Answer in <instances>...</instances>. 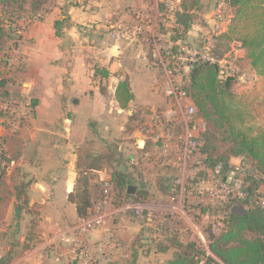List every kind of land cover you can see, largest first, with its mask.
<instances>
[{
  "label": "rangeland",
  "instance_id": "374dc122",
  "mask_svg": "<svg viewBox=\"0 0 264 264\" xmlns=\"http://www.w3.org/2000/svg\"><path fill=\"white\" fill-rule=\"evenodd\" d=\"M186 1L0 0V264H165L189 245L198 264H226L212 245L230 212L264 196V171L245 155L210 166L211 128L187 96L189 139L202 143L187 147L186 119L164 89L189 94L192 52L236 67L239 90L258 77L239 41L218 40L232 8L198 0L187 28ZM119 145L138 168H114L108 150ZM115 169L134 181L141 172L149 197L117 198Z\"/></svg>",
  "mask_w": 264,
  "mask_h": 264
},
{
  "label": "trees",
  "instance_id": "16d2710c",
  "mask_svg": "<svg viewBox=\"0 0 264 264\" xmlns=\"http://www.w3.org/2000/svg\"><path fill=\"white\" fill-rule=\"evenodd\" d=\"M13 1L22 9L28 3V0ZM224 1L232 8L234 16L218 40L239 41V59L249 62L258 80L248 90H239L241 73L223 74L220 57L212 56L216 63L200 60L191 66L188 91L197 113L212 131L203 138L202 147L209 165L228 168L231 157L245 155L264 171V0ZM197 3L198 0H194L183 4L179 18L187 28ZM220 141L230 145L226 147L228 150L221 151ZM126 179L133 180L127 171L115 169L113 180L117 198L129 200L134 196L126 193ZM137 179L135 182H140L139 174ZM169 181V177H165L157 183L158 188L165 189L162 191L165 194ZM148 184L141 187L144 188L143 196H148L154 185ZM260 208L256 205L248 212H230L228 230L212 245L226 264H264V213ZM248 232L255 235L248 237ZM180 247L175 257L165 264H198L196 252L190 245Z\"/></svg>",
  "mask_w": 264,
  "mask_h": 264
},
{
  "label": "built area",
  "instance_id": "2783aa9c",
  "mask_svg": "<svg viewBox=\"0 0 264 264\" xmlns=\"http://www.w3.org/2000/svg\"><path fill=\"white\" fill-rule=\"evenodd\" d=\"M189 56L191 57L190 62H189L190 66H192L195 62L200 61V60L210 61V62H214V63L217 62L216 58L209 57L207 55L204 56V54L198 53V52H192V54H190ZM177 60H180V58H177ZM182 60H184V59L182 58ZM219 63H220V65L223 68V74H225V75H233L234 72H237L236 67L224 65V62L222 60L219 61ZM190 70H191V67L189 69V74H188L189 75V80H190ZM164 91L168 95V97L173 99L176 102V104L178 105V107L180 108L179 115L181 117L182 116L185 117V119H186V121H185L187 123L186 124L187 128L185 129L186 146L189 147L190 149L193 148V147H195L197 149L202 147V143L200 142L201 140L198 139L197 137L196 138L193 137V139H189V134H190L189 124L191 123L190 122V117H192L193 106H192V104L190 102L187 103V104L186 103L182 104V101H184V100L186 101L187 98L191 97V96L188 94V92L183 91V89H179L178 87L174 86L173 84L166 85ZM221 167H222L221 165H217L216 166L218 171H219V168H221ZM257 173H259V172H257ZM260 173H262V175H264L263 172H260ZM234 192H235V196L236 195H240L238 190H235ZM256 203H257V206H260L263 209L264 208V196L260 199V201H258ZM149 207H142V209L139 210L140 219L143 222H145L146 219L147 220L151 219L150 217H151V214H152L151 213L152 210ZM203 208H204V206H203ZM206 211H208V210L204 209V212H206Z\"/></svg>",
  "mask_w": 264,
  "mask_h": 264
},
{
  "label": "flooded vegetation",
  "instance_id": "af4514ba",
  "mask_svg": "<svg viewBox=\"0 0 264 264\" xmlns=\"http://www.w3.org/2000/svg\"><path fill=\"white\" fill-rule=\"evenodd\" d=\"M123 103H125V104H123ZM122 104H123V106H125L126 105V102H123ZM140 140V139H139ZM138 140V141H139ZM138 141H137V144L139 145V143H138ZM139 148H140V145H139ZM122 149H123V145L121 146V145H119V147L117 148V149H115V148H112V150L110 151V150H108L109 151V153L110 154H112V155H114L113 156V158H114V160L116 161V165L114 166V168H138V166L137 165H140V159L139 158H137L136 159V155H129L128 156V158H127V160L125 161V162H123L122 160H121V154H120V152H118V150L119 151H122ZM115 150H117V151H115ZM140 153V152H139ZM133 160H135L136 161V163H135V161H133ZM91 167H93V166H91ZM95 168H97V167H95ZM119 171H124V170H119ZM134 171H136L135 169H134ZM139 176H140V182H135L134 180H132V181H130L129 182V179H126V181H125V185H126V193H127V195H131V196H134V197H139V198H137V199H143V198H146V197H149V196H143L142 195V193H143V189L144 188H141L142 187V185L144 184H146L147 183V186H149V184L148 183H150V181L144 176V175H142V173L140 172V174H139ZM120 176H118V178H119ZM131 180V179H130ZM133 182V183H132ZM113 186H114V182L112 181V179H111V181H110V188L112 189L113 188ZM129 186H133L134 187V190H133V192H130L129 190H128V188H129ZM151 186V185H150ZM113 190V189H112ZM145 193V192H144ZM167 193H168V191H167ZM142 195V196H141ZM116 197H117V194H116ZM133 199V197L131 198V200ZM140 203H144V201H142V202H140ZM151 203V202H150ZM148 221H152L151 219H149Z\"/></svg>",
  "mask_w": 264,
  "mask_h": 264
},
{
  "label": "water",
  "instance_id": "95a60500",
  "mask_svg": "<svg viewBox=\"0 0 264 264\" xmlns=\"http://www.w3.org/2000/svg\"><path fill=\"white\" fill-rule=\"evenodd\" d=\"M138 143H139L140 146H143V144H144V142H143L142 140H139ZM128 190H129L130 192H133L134 187H133V186H129Z\"/></svg>",
  "mask_w": 264,
  "mask_h": 264
},
{
  "label": "crops",
  "instance_id": "0c3cea01",
  "mask_svg": "<svg viewBox=\"0 0 264 264\" xmlns=\"http://www.w3.org/2000/svg\"><path fill=\"white\" fill-rule=\"evenodd\" d=\"M74 91H75V89H74ZM74 102L77 103L78 101H77V100H74ZM89 155H90V154H89ZM163 194H165V193H163Z\"/></svg>",
  "mask_w": 264,
  "mask_h": 264
}]
</instances>
